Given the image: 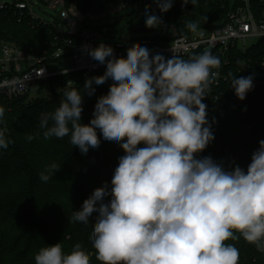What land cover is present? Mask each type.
<instances>
[{"label": "clouds", "instance_id": "obj_1", "mask_svg": "<svg viewBox=\"0 0 264 264\" xmlns=\"http://www.w3.org/2000/svg\"><path fill=\"white\" fill-rule=\"evenodd\" d=\"M161 14L173 0H154ZM197 0H182V7ZM147 28L162 20L143 12ZM195 33L198 23L187 21ZM94 61L106 65L103 75L86 78L82 91L65 86L59 106L40 117L43 138L63 139L82 155L104 143L119 146L110 185L96 189L69 223L92 225L89 243L101 264H238L239 249L225 243L243 237L264 251V139L244 169L201 153L214 141L202 101L213 71L221 60L211 51L185 60L150 56L141 46L117 58L103 42L84 46ZM111 80L106 95L94 105L92 118L82 120L83 97L95 94L94 85ZM234 95L243 101L253 87V76L233 77ZM5 108L0 106V122ZM98 132L100 135H98ZM32 135L27 136L31 142ZM12 141L0 130V150ZM138 145H143L138 147ZM51 164L40 173L47 183L59 170ZM106 203V198H109ZM95 216L93 223L91 218ZM237 233L239 235H237ZM35 264H91L89 255L76 243L65 253L61 243L42 247Z\"/></svg>", "mask_w": 264, "mask_h": 264}, {"label": "trees", "instance_id": "obj_2", "mask_svg": "<svg viewBox=\"0 0 264 264\" xmlns=\"http://www.w3.org/2000/svg\"><path fill=\"white\" fill-rule=\"evenodd\" d=\"M139 1L67 0L78 8L85 6L87 13L93 16L101 15L108 6L116 8ZM147 1L154 3V0ZM257 7L264 9V5ZM229 8V0H197L195 6L189 3L183 7L182 0H173V7L162 14L163 22L173 25L181 36H189L193 32L187 29V21L197 22V31L217 28L224 23ZM220 22L222 24L218 25ZM69 41L77 45L63 28L26 14L19 16L9 8L0 10V44L40 55L43 49L51 53L58 47L65 48ZM211 52L221 60V66L213 70L218 71L219 78H212L209 86L215 85L214 82L217 85L207 89L208 96L202 102L207 105V118L215 139L201 156L211 155L226 164L235 161L246 169L258 142L264 139V39H258L245 51L233 47L223 56ZM105 70L101 69L88 78L103 75ZM249 75L253 76L254 87L245 100L240 101L230 87L232 78ZM85 80L78 73L62 74L43 82L50 87L48 98L29 99L28 94L12 102L0 98V106L5 108L0 130H4L6 138L12 141L7 150H0V244L8 241L12 231L17 245L25 242L20 249L13 246L7 251L8 245L1 249L0 264H24L26 259H32L34 249L57 243L62 244L65 253H70L76 243L80 244V237L81 241L89 243L92 225L72 224L68 217L73 211L80 210L83 201L94 190L110 185L118 157L124 152L118 145H108L101 138L97 149H90L82 155L71 145L68 136L45 140L44 129L39 126L41 115L59 106L61 89L71 86L82 91ZM43 83L38 85L39 88ZM111 83L109 80L94 85L95 94L84 95L82 123H89L97 99L108 93ZM28 135L34 137L31 142L27 140ZM53 163L60 167L59 170L50 181L42 182L40 173ZM108 200L110 197L105 202ZM95 220L93 216V226ZM23 229L25 231L19 232ZM225 243L235 244L239 249L238 264H264V251L246 242L242 236Z\"/></svg>", "mask_w": 264, "mask_h": 264}, {"label": "built area", "instance_id": "obj_3", "mask_svg": "<svg viewBox=\"0 0 264 264\" xmlns=\"http://www.w3.org/2000/svg\"><path fill=\"white\" fill-rule=\"evenodd\" d=\"M28 1L30 2V0ZM37 3L54 11L59 10L63 29L68 37L77 41V45L69 41L66 43L65 48L58 47L51 53L48 52V49H43L41 54L38 55L5 43L0 44L2 51V59L0 60V98L8 102L19 100L29 94L33 87L46 82L52 77L67 73H78L83 79H86L91 74L106 68V65H101L99 62L92 60L84 51L85 45L94 48L101 43L96 41L101 37L98 32L83 33L81 25L86 22L88 13L84 16L81 8L73 3H68L67 0H44L37 1ZM136 4L143 6L149 11V14H155L161 18L162 22L164 21L163 15L155 3L149 4L147 0H141ZM257 5H264V0H236L235 5L229 8L230 10L221 26L200 30L189 36H181L173 25H166L163 22L161 26L169 31V36L163 40L155 38L131 39L110 46L114 49V55L117 58L125 57L128 49L141 46L150 50V56L159 54L166 59L173 57V48L175 50L174 54L185 60L204 51H213L220 56H223L233 47L245 51L248 39H264V9L258 8ZM124 7L126 6H118L116 10ZM8 8L19 16L26 14L33 19L43 21L34 15L33 10L28 7L27 0L0 3V10ZM95 17L90 16V18ZM162 41L165 43L163 44ZM62 58L70 59L72 70L61 74H49L47 65ZM215 73L213 80L219 78L218 73Z\"/></svg>", "mask_w": 264, "mask_h": 264}, {"label": "rangeland", "instance_id": "obj_4", "mask_svg": "<svg viewBox=\"0 0 264 264\" xmlns=\"http://www.w3.org/2000/svg\"><path fill=\"white\" fill-rule=\"evenodd\" d=\"M13 0H0V3H6ZM236 0H229V7L232 8L235 5ZM28 2V7L33 10L34 15L38 17L39 19L51 24L52 26L56 28H63L62 22L59 17V10H52L48 8L45 5L38 4L36 0H30ZM38 5V6H37ZM146 9L139 5V4H131L129 6H126L124 8H121L119 10H116L115 7H107L99 16H96L95 18H90L88 15L86 17V22L81 25V28L83 30V33H90V32H98L101 37L100 39H97V42H103L108 45H114L115 43H119L123 40H131V39H140L144 38L146 36H151L153 38H157L159 40H163L169 36V31L163 27L159 26L158 28H150L153 30L152 33L144 34L139 32V26L142 22H144L143 12ZM222 24V22L218 23V25ZM217 25V26H218ZM257 40L256 39H248L246 41V47L251 46L254 44ZM164 44L165 42L162 41ZM2 59V51L0 47V60ZM47 70L49 74H61L65 72H70L72 70V63L69 58H62L54 63H50L47 65ZM218 73V71H217ZM219 74V73H218ZM215 85H217L216 82H214ZM210 85L208 88H211ZM50 87L47 83H43L42 87L39 88V86H35L32 88L30 93L28 94L29 99H45L50 96ZM217 100V99H215ZM245 168V167H242ZM110 183V182H109ZM71 226V225H70ZM25 231L24 229L19 231L22 232ZM15 235H13V231L11 232V235H9L8 241L0 244V250L8 245L7 251H10V249L13 246H18V248H22L25 245V242L23 244L17 245L16 241H13V238ZM79 242L82 245V250L86 252V254L89 255L91 264H101L100 261H97L95 259V250L92 248L90 243H84L80 240ZM14 248V247H13ZM38 249H34V253L32 256V259H26L24 264H35V255L38 253Z\"/></svg>", "mask_w": 264, "mask_h": 264}, {"label": "water", "instance_id": "obj_5", "mask_svg": "<svg viewBox=\"0 0 264 264\" xmlns=\"http://www.w3.org/2000/svg\"><path fill=\"white\" fill-rule=\"evenodd\" d=\"M81 11H82V13H83L84 16L87 14L86 7L85 6H82L81 7ZM139 32L140 33H144V34H149V33H152L153 30L150 29V28L145 27L144 22H142L141 27L139 28Z\"/></svg>", "mask_w": 264, "mask_h": 264}]
</instances>
